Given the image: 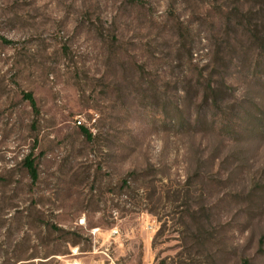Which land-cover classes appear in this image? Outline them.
Listing matches in <instances>:
<instances>
[{"label": "rangeland", "instance_id": "rangeland-1", "mask_svg": "<svg viewBox=\"0 0 264 264\" xmlns=\"http://www.w3.org/2000/svg\"><path fill=\"white\" fill-rule=\"evenodd\" d=\"M0 264H264V0H0Z\"/></svg>", "mask_w": 264, "mask_h": 264}, {"label": "trees", "instance_id": "trees-1", "mask_svg": "<svg viewBox=\"0 0 264 264\" xmlns=\"http://www.w3.org/2000/svg\"><path fill=\"white\" fill-rule=\"evenodd\" d=\"M24 98L29 101V103L33 107L34 111L37 112L38 111L37 103H36V100H35L33 94L29 93V92L25 93ZM82 132L87 138L92 137V134L89 132L88 129L82 127ZM35 161H36V159L32 154L28 155L24 161L25 168L28 171L33 182H36L38 180V169H37V166L35 164Z\"/></svg>", "mask_w": 264, "mask_h": 264}]
</instances>
